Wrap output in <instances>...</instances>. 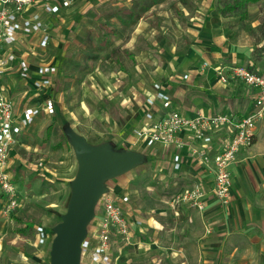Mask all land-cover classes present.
I'll return each instance as SVG.
<instances>
[{
    "label": "crops",
    "instance_id": "1",
    "mask_svg": "<svg viewBox=\"0 0 264 264\" xmlns=\"http://www.w3.org/2000/svg\"><path fill=\"white\" fill-rule=\"evenodd\" d=\"M136 6L143 7L140 8L141 13L136 11ZM257 7L264 10V0L249 5V16L242 24L249 20L252 10ZM38 8L39 5L33 6L29 13L38 11ZM144 8L148 10L143 13ZM91 9L95 11L94 19L84 15L85 20L94 21L100 30L88 29L84 35L86 41L94 37L103 40L109 36L113 37L110 49L121 47V50L135 53L144 73L138 85L148 93L147 98L157 94L156 87L151 94L147 89L153 87L155 79H159L165 87L161 90L172 99L171 109L187 116L223 112L241 117L252 111L256 90L240 80L222 81L218 68H223L224 73L229 75L234 65H252L254 70L264 73V50H260L259 55L255 52L249 37H244L245 32L240 30L241 22L238 23L236 17L223 16L218 10L217 0H147L143 3L141 0H71L68 6L62 5L57 14L42 12L45 14L42 18L46 32L50 35L47 47L57 46V41H61L62 46L66 45L65 30L60 28L66 26L67 16L70 18L77 12L80 16ZM157 15L161 16V28L165 29L166 35L159 45L162 54L154 56L141 44L155 29L151 17ZM43 33H18V41L12 47L17 59L0 75L1 84L14 102L17 122L26 108L42 106L48 98L53 99L55 112L62 113L59 104L61 82L57 72L52 75V84L38 91L34 86L39 79L38 66H30V57L27 58V48H30L27 45L33 42L41 47ZM263 45L258 46L264 48ZM7 49V46L3 48ZM21 60L28 63V77L22 75ZM152 63H158L155 66L157 69L152 67ZM49 64L60 70L57 61ZM156 71L158 76H154ZM15 75H19L18 79ZM144 101L137 115L136 133L124 140V146L145 152L153 176L162 186L164 194L159 198L158 207L146 208L141 203L144 200L141 195L147 197V194L138 189L129 190L138 173L106 182L111 193L130 196V202L124 209L132 223V241L127 244L117 237L122 245L117 240L113 242L114 264H264V119L256 125L253 144L242 147L230 167L233 195L230 204L223 205L210 192L214 180L213 168L191 155V145L200 148L199 142L183 135L186 145L178 149L174 145L164 148L161 144L148 147L141 140L138 130L151 108L146 98ZM156 108L158 114L165 113L159 99ZM42 112L49 117L52 115L41 111L35 120ZM33 123L18 134L8 164L18 188L20 207L5 213L6 197L0 188V264H30V258L46 264L50 258V244H37L36 227L45 225L51 239L53 225L49 226V221L52 217L47 216L53 214L43 215L29 205L31 199L48 195L46 190L36 192L41 188V181L36 172L27 169L34 163L24 152L30 146L24 143L22 135ZM178 153L184 159L177 170L174 158ZM72 179L68 173L66 186ZM194 182H202L208 191L203 211L188 203L175 205L172 201L178 191ZM62 186L65 187L63 183ZM22 241L27 246L21 244ZM128 245L133 246L126 250L119 247ZM117 255H122V259L120 257L118 261Z\"/></svg>",
    "mask_w": 264,
    "mask_h": 264
},
{
    "label": "rangeland",
    "instance_id": "2",
    "mask_svg": "<svg viewBox=\"0 0 264 264\" xmlns=\"http://www.w3.org/2000/svg\"><path fill=\"white\" fill-rule=\"evenodd\" d=\"M141 2H147V0H141ZM141 6H136L138 13H141L140 8H143ZM252 11L249 20L240 24V30L245 32L244 37L246 35L249 37L250 43L253 44L255 52L259 55L260 50H264L263 47L259 48L258 46L264 43V10L257 7ZM94 13L95 11L91 9L80 16L77 12L70 17L71 19L67 16L66 26L60 28V30H65L66 45L62 46L61 41H57L58 45H52L50 48L40 47L39 44L33 42L27 45L30 47L27 48V58L30 57L29 65L38 66L37 72L41 66L55 61L60 66V70L56 66L57 76L61 82L59 92H62V95H59V104L62 113L64 112L63 118L65 116L68 120L67 125L66 122L64 123L65 126L60 120H57L48 127L56 116L53 115L54 112H47V114H52L51 117L42 112L33 125L25 130L22 135L24 143L30 146L24 152L30 158L29 160L34 163V166H29L27 169L36 172L41 181V188L36 192L46 190L48 193L41 199H39L40 197L31 199L29 205L32 208H37L43 215L53 214V216H47L48 218L52 217L49 226L53 225V228L61 221L62 214L67 211L72 193L71 183L78 171L76 151L66 133V127L70 126L74 133L85 137L92 145L110 143L116 149H127L124 146V140L136 133L137 115L144 106L145 98L147 99L149 96L138 85L143 79L144 73L141 71L135 53L129 52L127 49L121 50V47L110 49L113 37L109 36L103 40L94 37L90 38V41H86L84 35L88 29L97 28L100 30L94 21L85 20L90 17L94 19ZM43 15L45 16L44 13H42V17ZM84 15L87 17L85 18ZM160 17V15L151 17V24L155 29L141 44L154 56L162 54L159 45L161 46V41L166 35L165 29L161 28L162 19ZM236 21L240 23L239 19ZM100 32L104 36L102 31ZM157 65L158 63H152L154 69H157L155 68ZM18 76L15 75V78L18 79ZM154 76H158L157 71ZM157 86L161 89L165 88L161 80L155 79L153 87L147 89L150 91L149 94ZM58 146L59 148L54 150ZM139 151L142 152V150ZM150 164L148 160H145L142 164L116 178L138 173V176L132 180L129 190L138 189L141 193L142 191L145 192L147 197L141 195L144 196L141 203L146 208H156L164 190L154 178ZM68 173L73 179L66 186ZM62 183L65 187L62 186ZM102 209V203L99 202L96 208V218H99ZM93 225H95V219L91 221L89 229H92ZM54 236L53 229L51 241L48 242L50 251ZM113 237L114 240L118 241L117 236L114 235ZM118 243L120 242L118 241ZM21 244L27 246L24 241ZM37 244L39 245V243ZM131 246L133 245L119 247L126 250ZM117 256H119L116 257L118 261L120 257L122 259V255ZM30 264H44V261L40 262L30 258Z\"/></svg>",
    "mask_w": 264,
    "mask_h": 264
},
{
    "label": "built area",
    "instance_id": "3",
    "mask_svg": "<svg viewBox=\"0 0 264 264\" xmlns=\"http://www.w3.org/2000/svg\"><path fill=\"white\" fill-rule=\"evenodd\" d=\"M59 3V4H56ZM71 0H0V75L15 62L17 55L12 47L18 41V33L33 35L44 32L40 41L41 47H47L50 35L46 32L42 12L57 14L60 7L68 6ZM39 5L38 11L29 13L33 6ZM7 46V50L3 48ZM22 75L28 77V63L21 60ZM57 71L55 65H43L38 70L39 79L34 86L43 91L52 82V75ZM220 79L228 82L231 79L240 80L256 90L252 111L241 117L229 113H214L211 115L196 114L187 116L179 110L171 109L172 99L159 86L155 96L146 99L151 108L145 114V122L138 130L141 140L148 147L161 144L164 148L174 145L181 149L186 145L183 135L189 140H195L201 147L191 145V155L201 163L214 170V180L210 192L223 204L232 200V174L230 167L236 161L237 153L242 147L253 144L257 123L264 119V73L252 68V65H234L226 75L219 67ZM162 101L164 114H158L156 101ZM54 112L53 99L48 98L42 106H32L24 110L20 121H16L14 102L6 93L0 82V188L6 197L4 212L10 213L20 207L18 188L8 170L9 158L17 143V136L23 128L30 126L41 112ZM222 133V135H221ZM219 135V136H218ZM183 156L176 154L175 169H180ZM208 194L202 182H194L190 187L178 191L173 203H188L203 211L206 207L205 198ZM102 214L95 217V225L89 229L87 238L82 244L81 264H114L112 245L114 235L127 244L132 241V223L125 215L124 206L130 202L129 195L118 196L110 191L105 193L100 201ZM39 245L45 246L50 240V234L45 225L36 227Z\"/></svg>",
    "mask_w": 264,
    "mask_h": 264
},
{
    "label": "water",
    "instance_id": "4",
    "mask_svg": "<svg viewBox=\"0 0 264 264\" xmlns=\"http://www.w3.org/2000/svg\"><path fill=\"white\" fill-rule=\"evenodd\" d=\"M73 144L78 171L72 180L71 198L61 221L54 226L50 261L46 264H81L82 244L96 217L101 197L109 192L106 182L118 177L146 160V155L131 149H116L110 143L92 145L85 137L66 127Z\"/></svg>",
    "mask_w": 264,
    "mask_h": 264
},
{
    "label": "trees",
    "instance_id": "5",
    "mask_svg": "<svg viewBox=\"0 0 264 264\" xmlns=\"http://www.w3.org/2000/svg\"><path fill=\"white\" fill-rule=\"evenodd\" d=\"M258 0H217V7L218 10L221 12L223 16H233L239 19V21L242 23L245 20H247L249 16L248 7L251 3H255ZM144 10H148V8H144ZM137 17H140L138 15ZM55 112V110H54ZM56 118L52 123H50V126H52L57 120H60L61 123L65 126L68 124V120L64 119L60 111H56L55 113Z\"/></svg>",
    "mask_w": 264,
    "mask_h": 264
}]
</instances>
